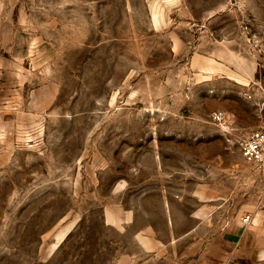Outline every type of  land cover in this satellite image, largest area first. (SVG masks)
<instances>
[{
	"label": "rangeland",
	"instance_id": "obj_1",
	"mask_svg": "<svg viewBox=\"0 0 264 264\" xmlns=\"http://www.w3.org/2000/svg\"><path fill=\"white\" fill-rule=\"evenodd\" d=\"M263 122L264 0H0V264H264Z\"/></svg>",
	"mask_w": 264,
	"mask_h": 264
},
{
	"label": "built area",
	"instance_id": "obj_2",
	"mask_svg": "<svg viewBox=\"0 0 264 264\" xmlns=\"http://www.w3.org/2000/svg\"><path fill=\"white\" fill-rule=\"evenodd\" d=\"M211 120L216 125H223L224 115L221 111H215L211 114ZM239 152L248 164L251 170L256 172L264 181V122L256 128L249 131L239 142ZM244 225L251 221L250 214H244L240 217Z\"/></svg>",
	"mask_w": 264,
	"mask_h": 264
},
{
	"label": "crops",
	"instance_id": "obj_3",
	"mask_svg": "<svg viewBox=\"0 0 264 264\" xmlns=\"http://www.w3.org/2000/svg\"><path fill=\"white\" fill-rule=\"evenodd\" d=\"M251 221L244 225L241 223L240 219L236 220L234 224H230L229 226H225L218 230L217 228H213L212 234L209 236L210 242L214 241V239L221 238L222 242L224 240L225 244L231 247L242 246L244 242V238H247V230Z\"/></svg>",
	"mask_w": 264,
	"mask_h": 264
}]
</instances>
